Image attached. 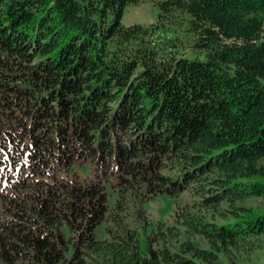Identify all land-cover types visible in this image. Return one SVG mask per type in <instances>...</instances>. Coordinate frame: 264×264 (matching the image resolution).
<instances>
[{"label":"trees","instance_id":"obj_1","mask_svg":"<svg viewBox=\"0 0 264 264\" xmlns=\"http://www.w3.org/2000/svg\"><path fill=\"white\" fill-rule=\"evenodd\" d=\"M141 1L0 0V264H225L264 237V0L123 25ZM161 196L143 242L127 210L147 227Z\"/></svg>","mask_w":264,"mask_h":264},{"label":"rangeland","instance_id":"obj_2","mask_svg":"<svg viewBox=\"0 0 264 264\" xmlns=\"http://www.w3.org/2000/svg\"><path fill=\"white\" fill-rule=\"evenodd\" d=\"M157 1L158 0H143L138 4L129 5L124 11L122 24L126 26L138 24L143 27H149L150 25L156 24L158 22L159 14ZM166 37H168L167 34ZM110 198L109 206L111 207L114 201L112 196ZM180 202L181 197L174 199L167 196L154 198L144 205L148 221L147 227H145L141 220H138L135 217L132 208L127 210L128 216L125 222L130 228L139 232L140 237L144 242L146 240V236H149L151 231L154 230L158 224H173L175 211L180 206H177V204H180ZM222 205L224 206V204ZM243 205L247 208H254L257 210L260 206V200L249 199L243 203ZM105 227H111L110 223H103L99 229L105 233ZM102 232L99 236L101 238H105V235L102 234ZM259 238L260 242L257 247H254V249L248 251V253L241 255L237 260L233 259L231 261H225V264H264V237L260 236Z\"/></svg>","mask_w":264,"mask_h":264}]
</instances>
